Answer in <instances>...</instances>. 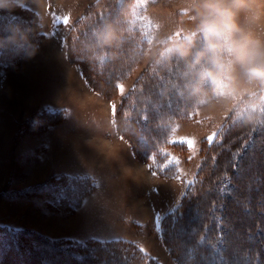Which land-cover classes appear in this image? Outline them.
<instances>
[{"label":"rangeland","instance_id":"374dc122","mask_svg":"<svg viewBox=\"0 0 264 264\" xmlns=\"http://www.w3.org/2000/svg\"><path fill=\"white\" fill-rule=\"evenodd\" d=\"M13 1L39 15L48 40L17 65L0 68V233L13 227L38 234L33 241L41 235L73 242L128 240L161 264H175L162 242L161 221L193 182L200 144L225 124L230 103L212 100L191 120L175 125L171 141L184 143L187 154L168 150L175 166L169 178L153 175L133 157L113 122L121 99L167 46L168 37L183 41L196 28V9L190 5L198 0H135L131 21L147 43L146 58L111 101L91 91L65 57L67 32L96 0H8ZM237 23L264 39V0H255L253 10L241 12ZM161 39L165 45L158 43ZM25 40L16 39L20 48ZM61 109L65 120L42 118L46 111ZM60 174L88 177L95 184L70 215L52 210L55 200L38 194ZM263 196L264 191L258 197ZM3 248L0 240V252Z\"/></svg>","mask_w":264,"mask_h":264},{"label":"trees","instance_id":"16d2710c","mask_svg":"<svg viewBox=\"0 0 264 264\" xmlns=\"http://www.w3.org/2000/svg\"><path fill=\"white\" fill-rule=\"evenodd\" d=\"M134 4L135 0H96L65 36L66 60L79 69L88 88L107 101L118 98L117 88L146 58L147 43L131 21ZM20 5L13 1L0 7L2 69L17 65L47 42L39 15ZM109 25L120 41L100 49L97 38ZM22 37L26 43L20 48L16 39ZM201 45L198 38L194 51ZM102 52L108 59L101 58ZM159 59L142 69L121 99L113 124L133 157L153 175L169 178L175 166L168 150L187 154L184 143L171 141L172 131L191 120L201 105L185 90L186 62L174 57L158 63ZM42 118L65 120V112L46 111ZM199 155L193 182L161 221L164 246L175 264H264V196L258 197L264 191V124L245 125L234 121L231 112L216 136L201 142ZM94 189L91 178L60 174L44 183L38 194L55 200L52 210L70 215ZM34 235L38 234L3 228L1 264H19L18 259L20 264H161L128 240L73 242L41 235L33 241Z\"/></svg>","mask_w":264,"mask_h":264},{"label":"clouds","instance_id":"9594fccd","mask_svg":"<svg viewBox=\"0 0 264 264\" xmlns=\"http://www.w3.org/2000/svg\"><path fill=\"white\" fill-rule=\"evenodd\" d=\"M7 2L0 0V7ZM254 5L255 0H198L190 5L196 9V28L183 42L168 37L157 62H170L174 57L184 60L189 78L184 87L196 105L212 100L230 103L228 111L234 121L258 126L264 124V39L254 38L237 23L238 15L251 12ZM198 38L202 45L194 51ZM119 41L109 25L99 34L97 47L104 49ZM158 43L165 45L166 41ZM101 58L108 56L102 52Z\"/></svg>","mask_w":264,"mask_h":264},{"label":"snow or ice","instance_id":"6c2138e0","mask_svg":"<svg viewBox=\"0 0 264 264\" xmlns=\"http://www.w3.org/2000/svg\"><path fill=\"white\" fill-rule=\"evenodd\" d=\"M117 92H118V94H121V92H122V88L118 87V88H117ZM110 106H111V105H110ZM157 223H159V217H157Z\"/></svg>","mask_w":264,"mask_h":264},{"label":"crops","instance_id":"0c3cea01","mask_svg":"<svg viewBox=\"0 0 264 264\" xmlns=\"http://www.w3.org/2000/svg\"><path fill=\"white\" fill-rule=\"evenodd\" d=\"M45 34V33H44ZM46 35V34H45ZM47 37V36H46ZM47 40H48V38H47ZM133 156V155H132Z\"/></svg>","mask_w":264,"mask_h":264}]
</instances>
